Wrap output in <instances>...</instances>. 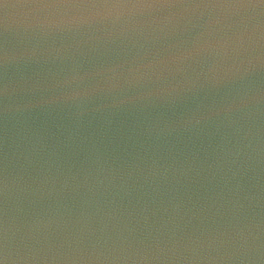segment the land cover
<instances>
[{
  "label": "water",
  "instance_id": "1",
  "mask_svg": "<svg viewBox=\"0 0 264 264\" xmlns=\"http://www.w3.org/2000/svg\"><path fill=\"white\" fill-rule=\"evenodd\" d=\"M0 264H264V0H0Z\"/></svg>",
  "mask_w": 264,
  "mask_h": 264
}]
</instances>
